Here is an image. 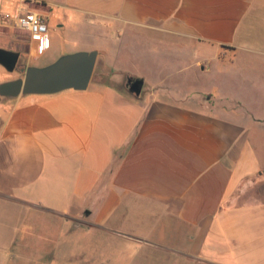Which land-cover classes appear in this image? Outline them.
<instances>
[{
  "label": "crops",
  "instance_id": "crops-1",
  "mask_svg": "<svg viewBox=\"0 0 264 264\" xmlns=\"http://www.w3.org/2000/svg\"><path fill=\"white\" fill-rule=\"evenodd\" d=\"M19 6L47 16L44 54L4 17ZM0 47L22 67L98 50L85 90L0 98V264L59 262L67 217L93 247L122 248L120 264H264L257 119L174 79L219 66L223 48L264 54V0H0Z\"/></svg>",
  "mask_w": 264,
  "mask_h": 264
},
{
  "label": "rangeland",
  "instance_id": "rangeland-1",
  "mask_svg": "<svg viewBox=\"0 0 264 264\" xmlns=\"http://www.w3.org/2000/svg\"><path fill=\"white\" fill-rule=\"evenodd\" d=\"M209 52L210 54L213 53L211 47L209 48ZM135 57V55L131 54L123 55L119 57V63L131 68L144 64L142 60H138ZM192 57L190 56V60L196 61V58ZM235 59L238 60L234 61ZM218 64L219 66L215 64L213 69L207 71H185L180 76L173 78L176 80L181 78V81L186 83L185 89L198 88L206 90L208 94L218 95L220 93H230V96H236L237 102L242 107L250 110L255 119H257V121H253V125L251 126V140L258 156L264 158V54L240 52L239 56H237L235 50L223 48ZM18 66L22 67L20 65ZM11 74L13 73L7 72L0 79V83L9 80L6 77ZM182 75H185V79L183 80ZM66 219V221H71L76 226L74 233L72 232L65 239H61V243L69 246L68 253L65 257H58V259L60 258L59 262L51 261L49 264H120L116 263V260L122 257V248L114 247L107 249V247L103 246L102 248L101 246L93 247L98 244L93 243V239L85 235V230L83 229L86 226L80 220H68L71 219L68 217ZM60 235H63V231L60 232ZM96 251H100L103 254H94ZM91 256H96L97 261L91 262ZM115 257L117 258L114 262H105L106 258L114 259Z\"/></svg>",
  "mask_w": 264,
  "mask_h": 264
},
{
  "label": "water",
  "instance_id": "water-1",
  "mask_svg": "<svg viewBox=\"0 0 264 264\" xmlns=\"http://www.w3.org/2000/svg\"><path fill=\"white\" fill-rule=\"evenodd\" d=\"M20 52L0 47V64L9 72L18 68ZM98 50H80L61 55L44 65L22 68L23 76L0 83V98L21 94H53L66 89L85 90L92 79ZM143 80L131 79V90L140 94Z\"/></svg>",
  "mask_w": 264,
  "mask_h": 264
},
{
  "label": "built area",
  "instance_id": "built-area-1",
  "mask_svg": "<svg viewBox=\"0 0 264 264\" xmlns=\"http://www.w3.org/2000/svg\"><path fill=\"white\" fill-rule=\"evenodd\" d=\"M6 19H14L16 26L27 32L31 38L37 39L38 52L44 54L51 46L47 16L36 10H24L18 7L15 14L6 13Z\"/></svg>",
  "mask_w": 264,
  "mask_h": 264
},
{
  "label": "flooded vegetation",
  "instance_id": "flooded-vegetation-1",
  "mask_svg": "<svg viewBox=\"0 0 264 264\" xmlns=\"http://www.w3.org/2000/svg\"><path fill=\"white\" fill-rule=\"evenodd\" d=\"M22 68H24V67H19V66H18V68H17V70H18L19 72H21V76H23ZM21 76H19V77H21Z\"/></svg>",
  "mask_w": 264,
  "mask_h": 264
}]
</instances>
